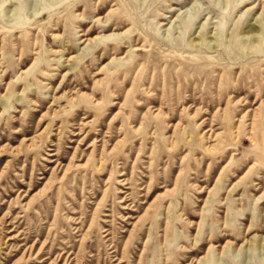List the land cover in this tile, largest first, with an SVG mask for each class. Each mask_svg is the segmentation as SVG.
Wrapping results in <instances>:
<instances>
[{"label": "rangeland", "instance_id": "1", "mask_svg": "<svg viewBox=\"0 0 264 264\" xmlns=\"http://www.w3.org/2000/svg\"><path fill=\"white\" fill-rule=\"evenodd\" d=\"M199 260L264 264V0H0V264Z\"/></svg>", "mask_w": 264, "mask_h": 264}, {"label": "bare ground", "instance_id": "2", "mask_svg": "<svg viewBox=\"0 0 264 264\" xmlns=\"http://www.w3.org/2000/svg\"><path fill=\"white\" fill-rule=\"evenodd\" d=\"M89 41H90V40H89ZM10 239H14V238H10ZM229 244H230V243H227V245L224 246V248H223V249H224V250H223L224 252H223L222 256L226 253V250L229 249V247H230ZM210 254H211V247H209V249H208V251H207V254L204 256V259H206V258L208 259V256H210ZM200 261H201V260L198 261V264L200 263Z\"/></svg>", "mask_w": 264, "mask_h": 264}]
</instances>
